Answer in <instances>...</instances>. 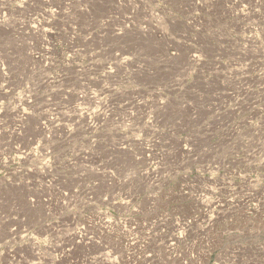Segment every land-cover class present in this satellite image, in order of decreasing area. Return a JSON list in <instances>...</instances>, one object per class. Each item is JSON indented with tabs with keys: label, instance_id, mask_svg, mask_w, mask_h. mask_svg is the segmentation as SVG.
Here are the masks:
<instances>
[{
	"label": "rangeland",
	"instance_id": "374dc122",
	"mask_svg": "<svg viewBox=\"0 0 264 264\" xmlns=\"http://www.w3.org/2000/svg\"><path fill=\"white\" fill-rule=\"evenodd\" d=\"M0 264H264V0H0Z\"/></svg>",
	"mask_w": 264,
	"mask_h": 264
}]
</instances>
